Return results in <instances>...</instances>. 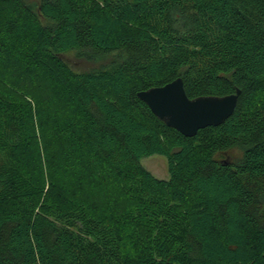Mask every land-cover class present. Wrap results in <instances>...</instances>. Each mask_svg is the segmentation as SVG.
Segmentation results:
<instances>
[{"label": "trees", "instance_id": "trees-1", "mask_svg": "<svg viewBox=\"0 0 264 264\" xmlns=\"http://www.w3.org/2000/svg\"><path fill=\"white\" fill-rule=\"evenodd\" d=\"M177 78L234 112L165 126ZM0 264H264V0H0Z\"/></svg>", "mask_w": 264, "mask_h": 264}, {"label": "water", "instance_id": "water-1", "mask_svg": "<svg viewBox=\"0 0 264 264\" xmlns=\"http://www.w3.org/2000/svg\"><path fill=\"white\" fill-rule=\"evenodd\" d=\"M238 90L226 96H200L189 99L181 78L160 87L137 92V98L165 126L185 137H193L198 130L218 126L228 119L237 103Z\"/></svg>", "mask_w": 264, "mask_h": 264}, {"label": "rangeland", "instance_id": "rangeland-1", "mask_svg": "<svg viewBox=\"0 0 264 264\" xmlns=\"http://www.w3.org/2000/svg\"><path fill=\"white\" fill-rule=\"evenodd\" d=\"M68 61L76 63L72 55L66 56ZM142 165L158 179L166 180L168 178L166 159L160 155H153L142 160Z\"/></svg>", "mask_w": 264, "mask_h": 264}]
</instances>
